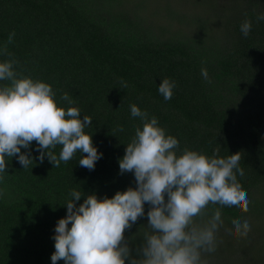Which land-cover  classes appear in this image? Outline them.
Here are the masks:
<instances>
[{
	"label": "trees",
	"instance_id": "obj_1",
	"mask_svg": "<svg viewBox=\"0 0 264 264\" xmlns=\"http://www.w3.org/2000/svg\"><path fill=\"white\" fill-rule=\"evenodd\" d=\"M261 13L264 0H0V46L15 31L8 51L19 61L17 71L50 84L58 106H69L59 101L67 92L80 118L91 117L86 131L102 153L91 171L79 165V154L55 168L47 157L41 163L35 141L21 150L31 153L28 169L16 157L8 160L0 183L6 189L0 197V264H52L55 225L66 215L72 189L101 199L135 187L133 174H120L118 164L140 124L131 116L133 103L157 117L181 149L211 155L220 147L222 157L241 152L244 176L237 178L251 201L249 211L222 208L217 249L202 258L207 264H264ZM245 19L252 21L247 37L240 31ZM165 77L176 82L167 101L158 92ZM120 126L124 131H117ZM148 209L146 203L145 216L124 233L133 254ZM212 210L209 205L205 219ZM233 219L249 221L246 238L234 234Z\"/></svg>",
	"mask_w": 264,
	"mask_h": 264
},
{
	"label": "clouds",
	"instance_id": "obj_2",
	"mask_svg": "<svg viewBox=\"0 0 264 264\" xmlns=\"http://www.w3.org/2000/svg\"><path fill=\"white\" fill-rule=\"evenodd\" d=\"M264 20V13L256 17ZM252 21L245 19L240 31L247 37ZM15 31L0 46V183L6 174V164L16 157L23 169L33 165L28 150L36 142L42 163L47 157L53 168L67 164L79 154V165L94 170L102 153L92 142L91 117L83 115L67 92L59 97L69 105L58 106L52 86L17 71L19 61L8 51ZM203 63V62H202ZM204 80L211 83L206 68H201ZM127 88L126 81H119ZM176 82L167 77L158 86L165 101L173 96ZM130 113L139 118L134 135L118 160L119 173L130 172L135 187L117 191L108 198L98 199L72 189L64 204L66 215L54 229L52 264H207L204 253L217 249V233L223 225L222 208L236 207L247 213L251 201L238 176H244L240 166L241 152L220 156V147L208 155L203 150L180 148L178 139L161 127L157 117L131 104ZM117 131H124L118 127ZM59 147V154L55 150ZM6 194L0 188V197ZM84 197L83 202L77 204ZM167 197V199H165ZM146 230L141 243L133 249L124 233L145 216ZM209 205L213 206L207 216ZM234 234L246 238L251 231L247 219H233Z\"/></svg>",
	"mask_w": 264,
	"mask_h": 264
}]
</instances>
